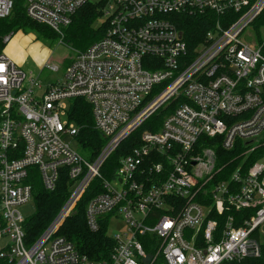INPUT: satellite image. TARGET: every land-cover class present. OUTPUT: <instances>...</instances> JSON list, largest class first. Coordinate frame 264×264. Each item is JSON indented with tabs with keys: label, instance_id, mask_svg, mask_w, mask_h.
Wrapping results in <instances>:
<instances>
[{
	"label": "built area",
	"instance_id": "built-area-1",
	"mask_svg": "<svg viewBox=\"0 0 264 264\" xmlns=\"http://www.w3.org/2000/svg\"><path fill=\"white\" fill-rule=\"evenodd\" d=\"M23 1L29 19L62 38L89 0ZM13 2L0 0V18L10 15ZM98 3L104 35L76 51L61 80L43 85L0 50V258L10 264H245L258 257L251 234L264 225V0ZM174 14L213 18L193 50ZM74 98L91 105L104 139L92 158L64 138L76 144L79 128L67 114ZM169 104L159 130L143 131L104 177L120 143ZM218 147L235 156L219 166ZM32 167L45 190L55 188L61 168L70 186L48 226L27 243L20 207L33 198ZM95 180L101 190L86 204V224L95 232L105 223L113 241L109 258L97 261L57 234ZM236 212L245 215L237 220ZM119 220L123 230L109 234Z\"/></svg>",
	"mask_w": 264,
	"mask_h": 264
},
{
	"label": "trees",
	"instance_id": "trees-1",
	"mask_svg": "<svg viewBox=\"0 0 264 264\" xmlns=\"http://www.w3.org/2000/svg\"><path fill=\"white\" fill-rule=\"evenodd\" d=\"M21 1L14 0L10 15L5 18H0V39L10 32L14 33L18 29L34 30L40 36L52 39L59 37L48 26L29 19L25 13L24 1ZM102 7V3H91L90 1L82 5L73 15L71 23L64 29L62 41L71 44L77 50H85L93 42L102 38L105 31L104 25L99 26L97 29L92 28V23L102 15ZM172 18L177 27L182 31L183 39L190 50H193L201 41L204 33L212 26L213 22L211 15L174 14ZM3 46L4 44L0 41V49ZM172 106V104H169L150 115L134 132L120 143L117 150L102 168V175L104 177H111L114 165L117 163L119 156L124 155L139 144L140 135L143 131L155 132L159 130L164 117L170 113ZM67 114L68 119L79 128L74 137L78 149L86 157L92 158L103 145L104 139L94 127L91 105L84 98H74L71 100ZM204 138L206 137L201 136L200 140ZM217 154V163L219 166L230 162L235 156L233 151L223 150L219 147L217 148ZM255 158L256 154H253L251 161ZM233 164L231 165L233 166ZM231 165L227 168L225 166L219 172L218 178H225L230 172ZM29 172H33L32 177H34L32 193L35 211L24 222L27 243H31L37 239L48 226L66 200L70 186L67 171L64 168L59 170V176L55 188L52 191L43 188L37 175V168L32 167L29 169ZM97 186L98 180L91 183L81 200L77 203L74 211L64 220L57 231V234L70 241L80 254L95 261L108 259L113 247V241L106 234L105 223H102L101 228L95 232L90 231L86 224V204L99 189L101 190ZM233 214H235L237 220H240L245 215L244 212H236ZM226 215L229 214L225 213L219 216V219H225ZM257 231L258 229L254 230L251 236L258 241ZM259 246L260 255L255 258L246 259L244 261L245 264H264V244L259 243ZM0 264L10 263L0 258ZM224 264L237 263L227 262Z\"/></svg>",
	"mask_w": 264,
	"mask_h": 264
},
{
	"label": "rangeland",
	"instance_id": "rangeland-1",
	"mask_svg": "<svg viewBox=\"0 0 264 264\" xmlns=\"http://www.w3.org/2000/svg\"><path fill=\"white\" fill-rule=\"evenodd\" d=\"M89 1L91 3L99 2V0ZM103 25L104 17L100 16L92 23V28L97 29ZM0 50L13 60L15 65L22 69L27 76L30 74L32 76L38 75L43 85L58 79L61 80L66 66L77 51L71 44L64 43L60 36L55 39L42 37L30 29L16 30ZM46 64H56L59 66V70L57 72L50 71L46 68ZM64 138L70 142L72 148H77L72 137L64 136ZM20 211L24 217L32 215L35 211L33 198L22 205ZM119 221L109 227V234L113 235L123 230L124 224ZM257 237L259 243L264 244V225L258 228ZM2 243L3 241L0 240V245Z\"/></svg>",
	"mask_w": 264,
	"mask_h": 264
}]
</instances>
